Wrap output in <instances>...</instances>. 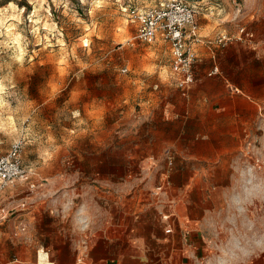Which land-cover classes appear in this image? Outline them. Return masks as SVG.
<instances>
[{
  "label": "rangeland",
  "instance_id": "1",
  "mask_svg": "<svg viewBox=\"0 0 264 264\" xmlns=\"http://www.w3.org/2000/svg\"><path fill=\"white\" fill-rule=\"evenodd\" d=\"M215 1L222 11L211 17L264 38V0ZM157 2L0 0V155L23 141L22 165L38 181L28 197L39 204L45 239L70 240L72 217L88 213L76 238L84 237L101 214L115 212L117 197L132 194L140 164L156 151L168 50L135 38L137 25L122 7ZM257 148L246 189L251 218L246 228L233 215L227 226L222 220L218 251L205 264H264V140Z\"/></svg>",
  "mask_w": 264,
  "mask_h": 264
},
{
  "label": "crops",
  "instance_id": "2",
  "mask_svg": "<svg viewBox=\"0 0 264 264\" xmlns=\"http://www.w3.org/2000/svg\"><path fill=\"white\" fill-rule=\"evenodd\" d=\"M192 2L204 39L196 47L193 80L185 89L177 86L168 45L157 38L168 50L169 98L155 107L156 151L140 164L132 194L117 197L115 212L101 214L84 237L76 238L92 219L88 213L72 217L70 240L45 239L39 204L28 197L38 185L35 170L25 166L19 192L7 186L0 196L8 211L0 224V264H75L77 257L85 264H205L218 251L222 220L227 226L233 215L235 226L246 228L252 212L246 189L262 155L256 145L264 140V38L215 46L218 32L237 27L211 17L222 11L219 2ZM213 66L217 72L209 75ZM14 190L22 195L15 207L9 202Z\"/></svg>",
  "mask_w": 264,
  "mask_h": 264
},
{
  "label": "built area",
  "instance_id": "3",
  "mask_svg": "<svg viewBox=\"0 0 264 264\" xmlns=\"http://www.w3.org/2000/svg\"><path fill=\"white\" fill-rule=\"evenodd\" d=\"M127 12L131 21L137 24L135 38L143 42L160 38L168 45L170 67L176 76V84L181 89L188 87L193 80L196 47L204 40L198 33L195 7L184 0H162L154 6L131 8ZM253 39L254 33L245 25H239L234 32H218L211 43L225 47L233 42H251ZM216 72L217 67L213 66L209 75ZM22 150L23 141L17 139L0 155V196L5 187L27 178L28 169L21 161ZM7 215L8 211L0 205V224ZM169 230L167 228L166 231ZM75 264H85L84 259L77 257Z\"/></svg>",
  "mask_w": 264,
  "mask_h": 264
}]
</instances>
